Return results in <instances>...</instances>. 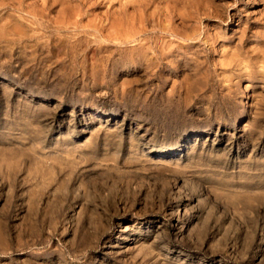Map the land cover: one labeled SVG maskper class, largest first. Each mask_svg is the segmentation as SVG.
I'll list each match as a JSON object with an SVG mask.
<instances>
[{
	"label": "rangeland",
	"instance_id": "1",
	"mask_svg": "<svg viewBox=\"0 0 264 264\" xmlns=\"http://www.w3.org/2000/svg\"><path fill=\"white\" fill-rule=\"evenodd\" d=\"M0 264H264V0H0Z\"/></svg>",
	"mask_w": 264,
	"mask_h": 264
}]
</instances>
